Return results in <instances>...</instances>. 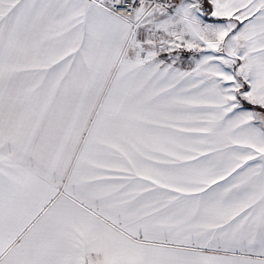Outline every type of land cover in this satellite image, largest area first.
Masks as SVG:
<instances>
[{"label": "snow or ice", "instance_id": "obj_1", "mask_svg": "<svg viewBox=\"0 0 264 264\" xmlns=\"http://www.w3.org/2000/svg\"><path fill=\"white\" fill-rule=\"evenodd\" d=\"M0 264H264V0H0Z\"/></svg>", "mask_w": 264, "mask_h": 264}]
</instances>
